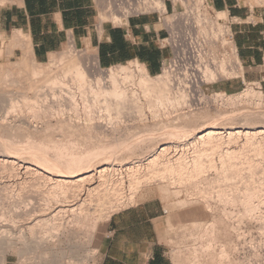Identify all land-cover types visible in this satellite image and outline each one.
I'll use <instances>...</instances> for the list:
<instances>
[{
	"label": "rangeland",
	"instance_id": "rangeland-1",
	"mask_svg": "<svg viewBox=\"0 0 264 264\" xmlns=\"http://www.w3.org/2000/svg\"><path fill=\"white\" fill-rule=\"evenodd\" d=\"M14 1H8L6 4L0 5V9L3 6L13 3ZM200 1L202 2V8L199 11L195 10V4ZM96 2L99 10V15L103 17L102 14L105 10L104 8H106V3L103 0H96ZM258 4L264 5V0H259ZM175 6L176 11L173 14L170 11L168 15H165V19H167V21H173L175 23V26L173 24V27L175 29H182V27L180 26L189 27L187 29H190L191 27V29L194 31L195 37L200 36L199 32L206 38L209 37L211 51L213 52L212 58H217V61L223 59L226 53H229V55L232 54L231 46H235L234 44H232L231 46L223 47L221 44L222 39H218L219 36L215 40H213L211 36L207 35L201 30V28L205 26L211 28V25H201L200 23L196 22V17L199 14H207L214 23L222 25L224 28H227L229 30L230 28L228 26V15L227 18H219L218 13L216 11H213L207 5V3H205L204 0H189L188 7L180 2H178L177 5L175 4ZM192 8H194V10ZM188 18H191L192 21L187 20ZM186 20L188 22V25L185 22ZM126 21L127 19L123 20L122 23L117 25H123V23H125ZM104 23H112V21L105 17L103 20L99 19V25H102ZM182 23H185V25H183ZM191 24L193 27L191 26ZM226 44L223 43V45ZM74 45L75 44L73 43L67 44L62 52L57 53L54 56L59 57L62 54L66 55L67 53H71L72 50H74L72 48ZM21 47L23 48L22 56L27 55V49H29V51L31 49L30 45L27 48L23 46ZM11 48L12 46L10 44V49ZM13 49L14 47L11 49V51ZM75 50L76 52H78V54L89 55L93 60L98 62L97 56L91 48L80 49L75 45ZM1 55L2 53L0 52V56ZM21 57L18 56L13 58L12 60L8 59L7 62H4L0 66V71H5L6 69H1L7 67L9 68L10 66L16 64L21 59ZM31 59V64L36 63V66L39 67L41 65L42 69H45L49 66L51 60H53V56L52 59H50L48 62L40 64H37V61L35 59ZM98 65L104 72H108V70L116 69L117 67L121 66L120 65L109 69H104L100 66L99 62ZM125 66L129 67L133 72L136 71L137 74L138 68L136 66V62L126 64ZM233 66L234 65L232 64V67ZM259 70L264 71V68H261ZM1 72L0 77L2 78ZM244 72L245 69L242 67L241 71L239 70V75L236 78L234 77L226 80H220L217 83L211 85L200 84L198 90L200 91L199 94L201 95L197 94V97L199 96L198 100L194 101L193 105H191L190 108L188 107L185 109L177 110L172 109L171 111H168L165 114H161L162 116L158 117H155L152 112L147 109V106H145V100L144 98H142L141 92L138 91V95L141 98L139 96H137L139 98H135L137 99V102L138 100L141 101L140 103L143 102L142 104H144V107L143 109H141L143 113L139 111L140 109H136L135 106L137 102L133 101V104L130 102L131 105L129 104L128 109L125 110V113L121 114V117L118 116L121 120L117 119L118 117L116 118L117 115L115 114L110 116L104 109H102L103 107H99V110L97 108L98 106L93 107V104L90 102L93 96L88 93V96L86 95V97L84 96L85 94H82L79 90L73 87H69L68 91L58 90L56 94L54 93L55 95L49 91L45 92L46 95H43L42 98L39 97V102L35 103L36 100L34 99L29 101L31 104V107L29 108L25 105L26 103L23 100V97H35V91H31V78L27 77L26 80H23V84H21L22 82L18 84L16 83L14 88H16L19 93L16 96L15 103H17V105L20 104L18 108L12 109V105L9 102L0 103V157L2 156L6 159H10L11 162H15V167L10 166L8 168H4L0 166V233L2 234L7 229V218L9 217V214L17 215L18 212L23 213L30 207H39L41 203L40 198L43 197V194H41V192L43 193V191L45 190V186L43 187V185H46V182L44 183L45 180H41L40 176L38 177L34 175V173L24 174L23 170L19 171L21 167H26L28 166V164H33L31 167L39 168L38 166H40L42 170H40V172L45 175L48 174L46 173L48 170H52L53 173L56 171L62 172L68 176H73V173H76L75 175H77V171L78 173L80 172L78 175L85 174L89 171H97L99 166H101L102 163L105 164L104 162H106L108 164L115 165V169L117 168V172H112L113 174L111 173L113 177H111V175L108 177V183L111 181L112 182L111 184L107 183V186L111 189H113L114 186H119L117 188V191H123L122 193H120V197L122 198L121 202H123V204H121L120 206L122 208L119 207L120 211L149 201H155L162 205L163 209L165 210L166 216L163 243L168 251L169 257L173 260L174 264H190L193 261L194 254L198 255L197 259H199V261H202V263L200 262L201 264H212L210 262V257L219 254V251H221V248L224 247V244L225 246H229L230 249L229 260L242 264L241 257L244 247V234L241 237L239 235L240 233H238V229L236 228L237 224H239V222L237 223V218L239 216L238 214L243 212L241 211L242 207L240 208L241 205L237 202L236 203L238 205L234 203L236 207L234 206V204H227L225 202L226 199L219 197L218 193L221 191V189L226 188L227 185H233L237 188L239 187L237 190L235 189V192L234 190L233 192L230 191L232 193L228 192L230 193L229 196H233V198L235 196L240 197L241 192L243 193L246 187L250 190H248L250 193L249 195H251V192L254 191L259 192H256L258 195L254 194V196L252 193L250 197L253 196L252 198L253 201H255V205L260 204L258 206L260 207V210L262 212L259 211L258 213L263 217L261 218V220L257 219L258 221L255 218L258 213H255V215L252 214L251 216L249 215L250 218L247 216L248 219H245L244 217L243 223L241 224V232L243 231L248 234L247 239L250 245L256 240L262 239L263 241L264 228L262 227H264V137L259 136V138L261 137L262 139L257 138L254 140V142L259 140L258 142H256L257 144L261 143L260 146H256L257 148L255 149L254 145H256V143L253 144L252 148V144H248L250 145V147H248L247 145L248 148L242 146L244 145V143L246 145L244 138L242 140L241 138L238 140L236 139L231 142L227 141L228 143L225 141L226 144L225 142L224 144L222 143L223 152H225L227 148H231L232 150H234H231L232 152H237L239 148L244 149L241 152V154L243 153V157H241L242 155H240L239 158H236L237 160L232 159V164L239 162L237 164H240L241 166L242 162L247 161L254 164L253 166L255 167L254 168L252 166V168L250 169L245 165V170H241L240 166L238 165V168H240L242 172L237 174V176H235L236 178L234 177L235 179H232V182L234 183H231V180L228 182V180L231 178L226 181L223 179L225 176L223 175L222 177V173L225 172V170H223V168L221 167L224 165V163L223 161H221L220 156L223 154V152H216V154H212L209 152L210 154H212V156L209 155V157L213 158H205V160H207V162L205 163V165L207 164L205 166L206 171L201 176L204 181L201 178L197 177V180H191L184 185L181 184V186L180 184H176L177 186L175 187L174 185H170L169 183H162L160 181H157V179H150V183V180L147 179L148 177L144 175L146 174L144 172V168H142L143 170H140V174L146 179L143 178L144 182H142L140 186L141 188L139 187L136 191H134L135 189H132V187L129 185L130 174L126 171V167H124V164H144V162H146L147 159L151 156L152 151L162 144H169L172 147L170 156H175L174 154H181L183 152V146L185 143H187V140L189 138L198 135L200 132H203L210 127L224 129L257 128L263 131L264 104L259 105L255 100H244L243 102H239L236 104H227L225 102L217 103L214 99L216 95L221 94L222 92H225L229 95H235L249 88L254 89L256 92H263L264 94V89L262 86L264 85V82H262V84L258 82H252L250 79L252 77H249V79H247L246 76L245 84L241 83L242 80L239 77H242L244 75ZM21 94H25V96H21ZM192 94H194V92H192ZM84 98L86 100L87 98H89L88 100L90 101H86ZM90 111L94 114L95 125L97 124V129H91L87 127ZM34 114H36L37 119L33 118V125H35L36 127L40 126L39 128H28L23 123H20V120L22 118H25L26 116L29 117V115ZM96 122L101 123L99 125H102L103 127L100 128L98 126V123ZM173 134L177 136H172ZM120 145L122 146V148L120 147ZM258 147H260L259 149H262L263 151L260 152ZM194 151V148H185L184 157L187 162L188 160L190 162L191 160H193V155H195ZM94 153H97L95 154L96 156L94 155ZM91 154L92 156H90ZM209 159H211L212 161ZM211 163H213V165ZM43 166H45L43 168L44 170L42 169ZM217 175L219 177H222L220 179L222 181L219 180V182H217L219 186L217 183H215V180L218 179ZM250 178L252 179V181ZM192 181H194L195 183H193ZM115 182H117V184H120L117 185ZM228 188L229 187H227L226 190ZM203 190L206 193L208 192V194L204 195L205 192ZM228 190H230V188ZM35 191L37 192L35 193ZM202 191L204 193H202ZM132 192L134 193V195L132 194ZM199 192H201L202 195ZM112 193V190L107 193L105 192L106 198H112ZM39 194L41 195V197ZM133 196L134 201L131 202L130 199ZM104 202L105 201L102 200V203L104 205L100 202V206L102 205V207L99 206L100 208H97L98 213L95 216L93 215L92 218L90 217L88 220H84L85 216L82 220H79V218H77L78 216L76 217L72 215V213L63 215L64 219H62L63 217L61 218L63 223L59 222V224L61 223L62 225L60 224V226H63L64 229L62 230V228L60 229V226H58L59 229L55 231V233L59 231V234L57 235L58 237H56V247L58 251H63L62 253H64V255L66 254L65 259H67V262L71 261L74 263L80 261L79 263L82 262V264H100L102 259V245L105 241L108 240V222L111 218L108 214V211L104 209L107 206V204L105 205L106 202ZM96 203L97 202L89 207L90 214L92 211L93 214L94 209H96V206L94 207V205H99V203ZM225 212L229 214L231 213L234 216L231 217V215L227 214V218ZM223 213L225 216L223 215ZM4 215L6 218L3 217ZM1 216L3 218H1ZM67 218L69 221L67 220ZM234 218H236V222ZM64 225L67 227H65ZM42 228L40 229L41 231L45 229L43 228L42 230ZM47 228H49V226ZM234 228H236V230ZM58 238L60 239L58 240ZM210 241L213 246L212 250H208L207 248V245L210 243ZM234 247L237 249H234ZM5 250L6 249L0 247V257L2 254H4L3 252H6ZM18 255L19 254L17 251H9L7 254V264H20V255ZM225 263L228 264L227 261Z\"/></svg>",
	"mask_w": 264,
	"mask_h": 264
},
{
	"label": "bare ground",
	"instance_id": "bare-ground-1",
	"mask_svg": "<svg viewBox=\"0 0 264 264\" xmlns=\"http://www.w3.org/2000/svg\"><path fill=\"white\" fill-rule=\"evenodd\" d=\"M8 1L12 2V0H0V5H4ZM103 1L106 3V8H104L105 10H104L103 14L101 13L103 15V17L100 16V18H99L100 20H103L105 17V18L110 19L113 24L117 25V24L122 23L123 20L127 19L129 12L126 11L125 0H103ZM174 1L175 2H181L186 7H188V5H189V0H174ZM139 3L141 6H143V9H145L147 7L154 6L155 8H159L162 12H166V10H167L166 5L164 4L163 0H154V1L152 0V2H151V0H145L143 2L140 0ZM201 8H202V2L201 1L195 4V10L199 11ZM192 9L194 10V8H192ZM218 17L221 19L227 18V14L223 13V12H219ZM190 20H191V18H190ZM102 22H104V21H102ZM181 22H183V21H181ZM196 22L200 23L201 25L208 24V25L212 26L211 28H208L207 26L202 27L201 30L204 33H206L207 35L211 36L213 38V40H215L219 36L220 38L218 37V39L219 40L222 39V42L224 44L227 43V44H229V46L234 44L233 42L229 41V39H228V37L230 36V30H228L227 28H224L222 25L214 23L209 18V16L207 14H203V15L199 14L196 17ZM174 26H175V23H174ZM191 26H192V24H191ZM180 27H182V26H180ZM198 29H199V27H198ZM183 32H184L186 41H187V39L189 40L187 42L189 47L194 48L195 46L192 43H196V42L193 41V40H195V38L193 37L194 34L192 33L193 30L191 29V27H190V29H184ZM199 35L205 37L202 34H199ZM206 39L208 40L207 44L211 50L210 38L207 37ZM196 41H198V40H196ZM223 43H222V45H223ZM30 44L31 43H30L29 38L21 32H16L14 37L12 38V41H11V46H12V48L14 47V49L16 47L23 49L21 46L27 48ZM223 46H225V45H223ZM72 48L74 50H72V52L69 54L67 53L68 55L62 54L59 57L58 56L55 57L53 55V60H51V63L45 69H42L41 65L39 67L36 66L35 65L36 63L31 64V60H32L31 58H32L33 52H31L32 49H30V51H29V49H27L28 50L27 55L22 56L21 59L16 64L10 66L9 68L7 67L4 69H1V70H5V69L6 70L2 71V72L0 71L2 74V78L0 77L1 78L0 79V103L1 102L2 103L9 102L12 105L11 106L12 109L18 108V106L20 104L17 105V103H15V101H16L15 99H16V96L19 93V91L16 88H14V86L16 85V83L18 84V83L22 82L21 84H23V80H26L27 77H30L32 80L31 91H35V97L34 96L23 97V100L26 103L25 105L28 106L29 108L31 107V104L29 101L34 99V100H36L35 103L39 102L38 101L40 99L39 97L42 98L43 95H46L45 92L49 91V92H52L53 94L54 93L56 94V92L58 90L68 91L69 87H71V88L73 87V88H76L77 90H79L82 94H85L84 96H86V95L88 96V93L91 94V96H93L92 99L89 97L91 99V101L88 100L89 98H87V100L93 104L92 105L93 107L98 106L97 107L98 110H99V107H101V108L103 107L102 109H104L106 111V113H108L110 116H112L113 114L117 115L116 118L118 116H120L121 114L125 113V110L128 109L130 102L131 103L133 101L137 102V99L135 97L139 96L138 93L141 92L142 98H144V100H145V103H146L145 106H147V109H149L155 117H158V116H162L161 114H165L166 112L171 111L172 109L177 110V109H185L188 107L190 108L191 105H193V102L198 100L199 96L197 97V94H199V92H200L198 90L200 84L211 85V84L217 83L220 80H226V79H230V78H234V77L236 78L239 75V69L241 66V62L238 58L236 46H231L232 54L229 55V53H226L224 55L223 59H221L219 61H217V58H212L213 54H212V57L209 58V60L203 61V59H202V64L199 67L193 68V72L191 74H189V76L191 77V80H189L188 82L191 83V85H188V83L182 82V84H180V86L179 85L177 86V84L173 82L174 75L171 74L170 71L165 70L162 74H159L157 76H152L149 74V72L147 71V69L143 65L136 62V66L138 68L137 74H136V71L135 72L131 71L130 68L125 66V65H121L120 67H117L116 69H111V70H108V72H104L99 67L98 62L93 60L91 56L85 55V54H78V52H76V50H75V46H73ZM50 59H52V57ZM37 64H40V63L37 62ZM232 64L234 65L233 67H232ZM189 87L191 88L190 92L187 90V88H189ZM43 89H44V91H43ZM192 92H194V94H192ZM22 95L23 94H21V96ZM199 95H201V94H199ZM23 96H25V94ZM139 97H137V98H139ZM214 99L216 100L217 103L218 102H223V103L225 102L227 104H233V103L236 104L239 102H243L244 100L245 101L246 100L247 101L255 100V101H257V103L259 105L264 104L263 92H256L252 88L246 89L243 92L235 94V95H229L225 92H222L221 94L216 95ZM140 102L141 101L138 100L135 107H136V109L137 108L140 109L139 111L142 112L141 109H143L144 104H142L143 102L142 103H140ZM134 104H135V102H134ZM32 105H34V104H32ZM100 105H103V106H100ZM22 112H24V111H22ZM20 114H22V113H20ZM36 117H37L36 114L29 115V117L26 116L25 118L21 119L22 121L20 120V123H23L28 128L30 127V128L37 129L40 126L36 127L35 125H33V118L35 119ZM39 117H42V116H39ZM86 117H87V114H86ZM117 119H120V118L118 117ZM120 120H118V121H120ZM39 121H40V119H39ZM96 123H98V122H96ZM99 124H101V123H98V126L100 128L103 127L102 125L100 126ZM96 125H95L94 114L91 113V111H90L89 116H88L87 127L91 128V129H93V128L95 129L97 127ZM125 126H126V124H125ZM172 136H177V135L173 134ZM259 136L264 137V130L262 131V130H259L257 128H239V129L238 128H227V129H224V128L210 127L207 130L200 132L198 135H195L194 137L189 138L187 140V143H185L183 146V152L181 154H174L175 156H170V152H171L172 147L169 144H162V145L158 146V148H156L152 151L151 156L147 159L146 162H144V164H142V163H139V164L126 163V164H124V167H126V171L130 174V177H129L130 178V184L129 185L132 187V189H135L134 191H136L137 188H139L141 186L142 182H144L143 178H145V177H142L140 174L141 173L140 170L142 168H144V172L146 173L144 175H146V177H148L147 178L148 180H150V179L156 180L157 179V181H160L162 183L163 182L169 183L170 185H174V187L179 185V184H180V186H181V184L184 185L185 183H188L191 180H197V177L202 179L201 176L203 175V173H205V171H206L205 166L207 165V164L205 165V163L207 162V160H205V158L208 157V158L212 159L213 157H209V155L212 156V154H216V152H219V153L223 152L222 151V147H223L222 143L224 144L225 141L231 142L233 140H236V139L238 140L240 138L242 140L244 138L246 145L244 143V145H242V146H245V148H246L248 144H252L251 145V148H252L253 144L259 141L258 140L256 142H254L255 139H257V138L262 139L261 137L259 138ZM263 140H264V138H263ZM226 142H225V144H226ZM126 144H127V142H126ZM260 144L261 143H259V144L256 143V145H254L255 146L254 149L257 148L256 146H260ZM129 146H131V145H129ZM120 147L122 148L121 145H120ZM190 147L194 148L195 155H193L194 158H193V160H191V162L189 160L187 162L185 160V157H184L185 156L184 155L185 154V148L187 149ZM248 147H250V145H248ZM112 148H115V147H112ZM251 148H250V150H251ZM259 148L260 147H258V149ZM261 148H262V145H261ZM126 149H127V147H126ZM131 150H129V151H131ZM231 150H232L231 148H227L226 151L223 152V154L220 156V158H221V161H223V163H224V165L221 166L223 168V170H225V172H223L224 174L222 173V177H223V175L225 176L223 179L227 181L229 178H231L228 180V182L231 180V183H234V182H232V179L235 176H237V174L242 172L241 170H245L246 166L251 169L254 164H252L251 162L249 163L247 161L242 162L241 166H240V164H237L239 162L234 163L235 165L232 164L233 163L232 159L239 158L240 155H242L241 157H243V153L241 154V152L244 149L239 148L237 152H232L234 150H232V151ZM259 150H260V152L263 151L262 149H259ZM209 152L212 154H210ZM95 154H97V153H94V155ZM90 156H92V154ZM222 157H223V159H222ZM211 159H209V160H211ZM80 163H81V161H80ZM104 163L105 164L102 163V165L99 166L97 171H89L85 174H80V175H78L80 172L78 173V171H77V175H75L76 173H73L74 174L73 176H70V175L68 176L62 172H56L55 170H54L55 171L54 173L52 170L51 171L48 170L51 173H49L46 170L47 171L46 173H48V174L45 175V174L40 172V170H41L40 166L37 165L39 168L31 167L33 164L32 165L28 164V166H26V167H21L19 169V171L23 170L24 174L34 173V175H36L38 177L40 176L41 180L44 179L45 180L44 183L46 182L45 183L46 185H43V187L45 186V190L43 191V193L41 192V194H43V197H41V195L39 194L41 197L40 198L41 203H40L39 207H32V208L30 207L23 213L18 212L17 215H15V214L10 215L9 214V217L7 218V221H8L7 226H6L7 229L2 234L0 233V247L3 249H6L5 250L6 252H3L4 254H2L0 257V264H7V254L9 251H11V252L17 251L18 252V254L20 255V264H67V263L68 264H82V262L79 263L80 261L74 262V263L69 261V260L68 261L70 263L66 261L67 260V259H65L66 254L64 255V253H62L63 251H61V252L58 251V249L56 247L57 246L56 245V241H57L56 237H58L57 235L59 234V231L56 233H55V231L59 229L58 226H60V224H61V223L59 224V222H62V219H64L63 215H67V213H69V214L72 213V215H74L76 217L78 216L77 218H79V220H82L84 218V216H85L84 220H88L90 217L92 218L93 215L95 216L98 213L97 208L102 207V205L100 206V202L102 203V200H104L106 202V203L104 202L105 205L107 204L106 207L104 206L105 207L104 209H106L108 211V214L110 215V217H112V215L114 213L120 211V208H122L120 206H121V204H123V202H121L122 198L120 197V195H121L120 193H122L123 191L122 192L120 190H119L120 192L117 191L118 190L117 188L119 186L113 185L114 186L113 189L108 188V186H107L108 184H111V182H112L111 181L108 183V177L111 175L112 172L113 173L117 172L116 171L117 168L115 169V165H113V164L111 165V164H108L106 162H104ZM211 164L213 165V163H211ZM14 165H15V162H11L10 159H6L2 156L0 157V166L1 167L8 168V167L14 166ZM238 165L240 166L241 170H240V168H238ZM44 167L45 166H43L42 169ZM45 169H48V168H45ZM23 171H22V173H23ZM111 177H113V176L111 175ZM222 177L218 176V179L215 180V183L219 182V180ZM151 180H150V183H151ZM109 181H110V179H109ZM220 181H222V180H220ZM251 181H252V179H251ZM26 182H28V181H26ZM192 182L195 183L194 181H192ZM115 183L117 184V182H115ZM199 183H200V181H199ZM119 184H117V185H119ZM212 185H214V184H212ZM194 186H195V184H194ZM218 186H219V184H218ZM30 187H31V185H30ZM197 187H199V186H197ZM227 187H229L230 190H228L229 188L226 190ZM227 187L223 188V189H221V187H220L221 191L218 193L219 197L225 198L226 199L225 202L227 204L228 203H231V204H234V203L237 204L238 203L241 205L240 208L241 207L243 208V209L241 208V211H243V212L238 214L239 220L237 218V223L239 222V224H237L236 228L238 229V231H239L238 233H240L239 235L241 237L244 234L243 237L245 239L248 236V234H246V232H243V231L241 232V230H242L241 224L243 223V220H244L243 218L245 217V219H246L247 216L250 218V216L252 214L255 215V213L257 214L259 211L262 212L260 210V207L258 206L260 204L255 205V203H254L255 201H253V198H252L254 196V194H257L259 192L258 191H256L257 193L255 191H254L255 193L251 192V195L253 193V196L250 197L251 196V195H249L250 190H249V188L246 187L245 191L243 193L241 192L242 195L240 194V197L235 196L233 198V196L230 197L229 194L232 193L233 190L235 192V189L237 190L239 187L237 188L233 185L232 186L227 185ZM25 188H27V187H25ZM111 190L113 191V193L111 195L112 198H106L105 192L107 193V192H110ZM203 191H202V193L205 192V191L204 192ZM230 191H232V192H230ZM36 192L37 191H35V193ZM228 192H230V193H228ZM38 193H40V192H38ZM199 193H201V192H199ZM202 193H201V195H202ZM132 194L134 195L133 192H132ZM207 194H208V192L207 193L205 192L204 195H207ZM231 195H234V194H231ZM194 196H196V195H194ZM106 199H108V200H106ZM217 199H218V197H217ZM130 201L131 202L134 201V196L131 197ZM95 202H97L96 204L99 203V205H94V207L96 206V209H94L93 214H92L93 211L90 214V208L89 207L91 205H93ZM235 204H234V206H235ZM9 213H10V210H9ZM102 213H103V211H102ZM225 214L231 215V217L234 216L233 214H231V213L229 214L227 212H225ZM223 215H224V213H223ZM228 215H227V218H228ZM3 217H5V215ZM3 217L1 216V218H3ZM235 217H236V215H235ZM262 217L263 216L259 215V213H258V215H256L255 218H256V220L257 219L261 220ZM234 219L236 222V218H234ZM67 220H68V218H67ZM66 225H67V223H66ZM45 226H47V227L49 226V228H47ZM42 227L45 229L43 230ZM65 227H67V226H65ZM41 228L43 231L40 230ZM61 228H62V230L64 229L63 226H60V229ZM211 228H212V226H211ZM236 228H234V229L236 230ZM262 228H264V227H262ZM59 239L60 238H58V240ZM212 247L213 246H212V243L210 241V243L207 245V248H208V250L209 249L212 250ZM230 248H231V246H230ZM234 249H237V248L234 247ZM219 252H220L219 254L214 255L213 257L211 256L212 258L210 257V262L212 264H226L225 263L226 261L228 264H241L239 262H232L231 260H229V258H230L229 246H225V244H224V247H222L221 251H219ZM197 256L198 255L194 254L193 261L190 264H201L202 263V261H199V259H197ZM199 257H201V256H199ZM241 262H242V264H244L245 260L242 259Z\"/></svg>",
	"mask_w": 264,
	"mask_h": 264
},
{
	"label": "crops",
	"instance_id": "crops-1",
	"mask_svg": "<svg viewBox=\"0 0 264 264\" xmlns=\"http://www.w3.org/2000/svg\"><path fill=\"white\" fill-rule=\"evenodd\" d=\"M204 1L213 11L228 15L239 70L245 69L241 83L245 84L247 76L262 84L264 5L259 0ZM99 18L96 0H15L0 9V66L23 55L20 48L10 49L16 32L29 38L32 58L39 63L48 62L69 43L91 48L104 69L138 62L156 76L170 61L171 49L161 46L168 32L158 15L133 16L123 25L104 23L101 30ZM165 218V210L155 201L115 213L108 222L113 237L102 245L100 264H174L163 243Z\"/></svg>",
	"mask_w": 264,
	"mask_h": 264
},
{
	"label": "built area",
	"instance_id": "built-area-1",
	"mask_svg": "<svg viewBox=\"0 0 264 264\" xmlns=\"http://www.w3.org/2000/svg\"><path fill=\"white\" fill-rule=\"evenodd\" d=\"M141 1L143 2L145 0H141ZM125 2H126L125 5L126 11L129 12L127 19L133 16H140L144 14L158 15L159 23L163 24V27L168 32V36L165 39H162L161 46L163 48H170L172 51V57L170 61L163 67L161 73H163L165 70L170 71L171 74L174 75L173 82L176 83L177 86L178 85L180 86L182 82L191 85V83L188 82L189 80H191L189 74L193 72V68L199 67L202 64V59L203 61L209 60V58L212 57L213 52L210 50V47L207 44L208 40L203 36L195 37L194 31H193L194 34L193 37L195 38V40L193 41L196 43H192L195 47L190 48L187 43L189 40L187 39L186 41L183 32L184 29H187L189 27L182 26L183 28L182 29L180 28L178 30L173 27L174 24L173 21H167V19H165V15H168L170 11L172 14L176 11L175 4L177 5L178 2H175L174 0H163L164 4L166 5V8L167 5H169L170 7V10H168L167 8L166 12H162L159 8H155L154 6L143 9V6H141L139 3L140 0H125ZM187 20H190V18H188ZM187 20L185 22L188 25ZM228 26L230 28L229 29L230 36L228 37V39L229 41L233 42L235 45L234 34L231 28L230 21H228ZM99 27L101 30V24L99 25ZM221 44H222V40H221ZM225 46H229V45H225ZM237 54H238V50H237ZM187 90L190 92L191 88L189 87L187 88ZM112 237H113L112 232H109L108 239H111ZM241 258L245 260L244 264H264V240L263 241L262 239L256 240L254 241V243L250 245L246 237L244 239V247Z\"/></svg>",
	"mask_w": 264,
	"mask_h": 264
}]
</instances>
